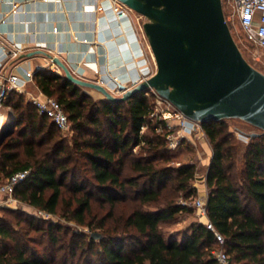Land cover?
<instances>
[{"label":"trees","instance_id":"16d2710c","mask_svg":"<svg viewBox=\"0 0 264 264\" xmlns=\"http://www.w3.org/2000/svg\"><path fill=\"white\" fill-rule=\"evenodd\" d=\"M34 79L62 103L74 135L65 136L25 94L12 90L3 104L11 108L12 123L0 136V183L30 168L15 196L88 231L0 207V264H218L219 243L204 222H192L182 236L163 231L164 222L194 210L179 197L197 193L196 164H171L176 153L167 131L158 130L166 127L151 117L155 95L96 98L45 68ZM202 127L214 148L208 218L234 261L264 264V134L250 135L235 170L240 152L227 119Z\"/></svg>","mask_w":264,"mask_h":264},{"label":"water","instance_id":"95a60500","mask_svg":"<svg viewBox=\"0 0 264 264\" xmlns=\"http://www.w3.org/2000/svg\"><path fill=\"white\" fill-rule=\"evenodd\" d=\"M145 18L144 34L156 70L133 86L119 83L121 95L81 77L58 56L38 49L83 87L97 89L110 101H125L155 90L188 118L199 123L241 119L264 134V72L244 56L227 20L223 0H120ZM1 89V86H0ZM93 238L101 233L93 232Z\"/></svg>","mask_w":264,"mask_h":264},{"label":"crops","instance_id":"0c3cea01","mask_svg":"<svg viewBox=\"0 0 264 264\" xmlns=\"http://www.w3.org/2000/svg\"><path fill=\"white\" fill-rule=\"evenodd\" d=\"M97 1L0 0V75L17 73L23 80L27 71L49 70L51 59L42 53L20 57L38 49L58 55L81 77L97 82L104 78L110 88L132 86L142 75L153 74L138 13L119 19L110 8L96 9ZM15 3L21 4L17 11ZM17 48L18 56H10ZM19 92L29 100L45 94L34 78Z\"/></svg>","mask_w":264,"mask_h":264},{"label":"built area","instance_id":"2783aa9c","mask_svg":"<svg viewBox=\"0 0 264 264\" xmlns=\"http://www.w3.org/2000/svg\"><path fill=\"white\" fill-rule=\"evenodd\" d=\"M233 3L234 12L237 15L238 23L245 33L247 40L255 42L256 44L264 47V0H233ZM20 6L21 4L15 3L13 11H17ZM108 8L112 9L119 19L128 17L131 12H135L120 0L97 1L96 9L104 11ZM258 12L259 16L257 15ZM257 17L258 21H256ZM18 54V48L12 49L9 52L10 56H18ZM51 63L52 64L49 67L50 71L63 73V69L60 65H58L53 60H51ZM147 77L148 75H142L140 79H137L134 82V85L146 79ZM33 78L34 73L32 71H27L26 78H24L23 80L17 73L0 75V136L2 132L12 123L11 119L8 118L2 110L4 102L9 97V94L12 90L23 91L26 82L32 81ZM117 79L118 77L116 76L113 78V80L115 81ZM98 82L102 85H105L108 89H110L117 95H121L123 93V91L120 90L118 86L112 88L108 87L106 80L102 77L99 78ZM145 93L146 95H150L151 93H153L158 98L168 102L172 107V110L165 111L162 116L159 115V112L154 110V108L151 112L152 118L159 119L164 123L165 127L168 128L166 137L168 138V141H170V145L172 147H176L182 139L189 137L198 128V126H202L201 123L188 118L169 100L161 97L155 90L147 91ZM31 101L34 105H36L39 113L45 114L46 116L50 117L61 130L65 131L70 128L68 115L62 103L57 98L43 94L42 96L37 95L31 97ZM171 118H174V120L178 122L179 126L176 131H172L173 122L171 121ZM6 119H9L8 127H5ZM146 127V125H142L141 132L144 131ZM161 128L162 125L159 126L158 130H161ZM30 174V168L18 170L14 172L7 179V181L0 183V207H15L19 203L20 200L15 196L16 188L22 181L27 179ZM207 199V195L201 196L194 201V205L197 207L199 220L201 222H204L207 227L215 233V237L219 243V247H217L214 251L218 264H241L232 259L231 254L224 247L225 237L219 230H217L215 225L208 218ZM184 203L189 204L188 201H184ZM40 212L44 213V215L41 216L46 218H51V216H53L52 213L43 210H40Z\"/></svg>","mask_w":264,"mask_h":264},{"label":"rangeland","instance_id":"374dc122","mask_svg":"<svg viewBox=\"0 0 264 264\" xmlns=\"http://www.w3.org/2000/svg\"><path fill=\"white\" fill-rule=\"evenodd\" d=\"M223 6L226 17L227 19L229 18L228 22L231 26L232 33L239 47L241 48L244 56L251 64H253L255 67H257L258 69L264 72V47L256 44L255 42H251L247 40L245 33L243 32L242 28L238 23L237 15L234 12L233 0H223ZM137 15H138V19H137L138 28L141 32V35L143 36V41L146 47L149 61L153 68V72H155L156 70L155 59L143 30V23L145 21V18L143 16H140L139 14ZM257 15L259 16V12L257 13ZM256 21H258V17L256 18ZM84 88L96 98H100L103 96V94H100L99 92H97V90L91 89L89 87H84ZM153 108L154 110L159 112V115L161 116L165 111L172 110V107L168 102L158 98L157 96H154ZM10 109H11L10 106H3L2 108L3 112H5L7 116L9 114ZM171 121L173 122L172 131H176L179 126L178 122H176L174 118H171ZM227 123L230 131L233 133L232 141L236 142L239 147L240 159L238 161V166H236L235 168V170H237L238 167L240 169L243 163L242 155L245 152L246 146L251 139L250 133L258 130L251 124L237 118H229L227 119ZM8 126H9V119H6L5 127ZM164 130L168 131V128H161V130L159 131H164ZM62 133L65 136H68L69 138H71L74 135V131L71 130V126L68 130L65 131L62 130ZM168 145L169 148H171L176 153V157L174 158V161H172L171 163L172 165H180V163H184V162H191L196 164V175L192 184L197 187V193L189 197L188 198L189 200H183L185 198H183L182 196L179 197L180 201H188L189 205L194 209L193 212L191 213L181 212L176 216L174 220L164 222L162 225L163 231L165 232L166 236H170L172 234H177L179 236H182L189 229V226L192 222L200 221L199 216L197 214L198 213L197 207L194 205V201L201 196L209 195L210 187L207 184V173L213 158L214 148L204 128L201 125L198 126V128L189 137L182 139L181 142L176 147H172L170 145V141H168ZM135 151L138 152L139 148L138 147L135 148ZM11 208L25 209L30 214L39 217H43L41 215H44V213L40 212V209L22 200H20L15 207H11ZM3 214H5V212L0 210V215ZM51 218L55 220H60L65 224H69L74 228H77L78 230L88 231L87 228L79 227L74 221H66L64 219H61L58 215H53L51 216Z\"/></svg>","mask_w":264,"mask_h":264}]
</instances>
